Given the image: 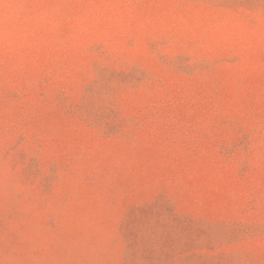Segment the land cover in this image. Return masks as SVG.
<instances>
[{"label":"rangeland","instance_id":"1","mask_svg":"<svg viewBox=\"0 0 264 264\" xmlns=\"http://www.w3.org/2000/svg\"><path fill=\"white\" fill-rule=\"evenodd\" d=\"M0 264H264V0H0Z\"/></svg>","mask_w":264,"mask_h":264}]
</instances>
